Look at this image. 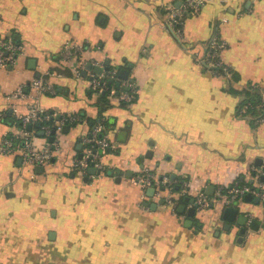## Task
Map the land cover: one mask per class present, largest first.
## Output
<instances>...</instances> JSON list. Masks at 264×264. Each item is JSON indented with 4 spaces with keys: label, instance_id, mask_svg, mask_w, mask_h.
Segmentation results:
<instances>
[{
    "label": "crops",
    "instance_id": "1",
    "mask_svg": "<svg viewBox=\"0 0 264 264\" xmlns=\"http://www.w3.org/2000/svg\"><path fill=\"white\" fill-rule=\"evenodd\" d=\"M178 1L0 0V37L23 45L13 67L0 66V137L33 103L89 118L64 130L43 171L0 153V264H264L260 200L236 203L259 222L254 229L247 221L245 232L237 220L226 227L220 204L194 216L191 202L178 211L187 187L213 198L220 183L255 182L253 167H264V121L237 112L238 89L264 87V0H207L186 16L182 37L167 26ZM215 33L227 43L222 58L232 76L199 61ZM69 41L85 48L64 62ZM102 65L127 68L121 90L134 83L138 93L127 103L107 96L105 169L86 174L71 161L100 114L91 73ZM52 70L55 94L30 86ZM144 167L172 184L142 198L133 178Z\"/></svg>",
    "mask_w": 264,
    "mask_h": 264
},
{
    "label": "built area",
    "instance_id": "2",
    "mask_svg": "<svg viewBox=\"0 0 264 264\" xmlns=\"http://www.w3.org/2000/svg\"><path fill=\"white\" fill-rule=\"evenodd\" d=\"M207 0H182L179 6L172 4L169 8V23L167 26L172 29L179 37L183 36V26L185 18L188 14L198 12ZM227 46L226 41L215 33L208 41L205 51L199 57L201 63L212 67L217 73L219 69L225 71L227 76L231 75L232 66L225 62L222 58V50ZM85 48L84 43L69 41L64 44L62 50V61L67 62L73 58H77L80 52ZM23 50V45L12 38L0 37V66L13 67L18 60L20 53ZM86 61H82V66ZM100 72L91 73V88L96 94L101 91L108 90L109 95L118 94L122 100L132 101L138 93L137 86L134 83H126V88L121 90L120 75L117 68L106 69L102 65ZM56 71H49L47 75H38L30 81V86L38 93L55 94L57 87L48 75L56 74ZM119 83V85H118ZM112 84V85H111ZM262 92V102L258 105L262 109L260 115H255L251 112V104L244 103L238 108V114L248 116L254 123L264 121V87L259 83ZM21 92V88L16 90V93ZM21 123H17L15 129L9 131L0 137V153L10 155H20L25 163L31 167H49L52 164L54 152L61 148L60 136L64 132L65 125H72L76 122L84 121L81 110H72L67 113L58 114L54 111L43 109L37 103L30 105L28 111L21 115ZM105 116L99 118L95 125L91 127L90 132L82 139L84 148L80 157L74 156L71 161V168L83 173H90L89 168L95 167L98 172L105 169L102 161L101 151H105L111 145L110 140L104 132L106 125L104 123ZM40 121L41 126L38 127L44 131V136L47 141L44 146L38 147L35 143L34 136L36 123ZM33 125L32 129H28L29 124ZM53 136L51 140L50 137ZM255 174V182H233L230 184L220 183L217 187L215 196H209L205 191H198L195 196L197 210H203L213 204H220L222 207L235 204L240 198L245 197L250 193L253 197H258L264 204V167L255 166L252 169ZM142 189V198H147V190L150 187H155L154 194L160 195L163 191L162 185L169 188L168 176L162 178L157 177L156 173L149 167H144L136 173L133 178ZM173 186L170 187V189ZM173 189V188H172ZM170 196V195H169ZM142 205V203H141ZM249 223L253 216L247 213Z\"/></svg>",
    "mask_w": 264,
    "mask_h": 264
},
{
    "label": "water",
    "instance_id": "3",
    "mask_svg": "<svg viewBox=\"0 0 264 264\" xmlns=\"http://www.w3.org/2000/svg\"><path fill=\"white\" fill-rule=\"evenodd\" d=\"M181 2H182V0H179L176 3V5L179 6L181 4ZM91 67H92V63L89 62L88 65H87V69L88 68H91ZM109 67H110L109 65L106 66V68H109ZM95 68H96V70L98 72H100L103 67L96 66ZM84 72H86V71H84ZM119 73H120V75L123 78H127L128 77V74H129V71H128L127 68H122V69H120V72ZM118 85H119V83H118ZM36 125L37 126H40L41 125V122L38 121L36 123ZM32 128H33V125L30 123L28 125V129H32ZM69 128H70V125H65L64 130L65 131H68ZM37 133L38 134H41V135H44V131L43 130H39ZM50 139L52 140L53 139V136H51ZM80 146H81V143H80ZM81 155H82V153L80 154V156ZM43 169H44L43 166H41V165L38 166V170L43 171ZM89 171H90V173H95L97 170L95 169V167L91 166L89 168ZM172 177H173V175H172ZM166 187H167L166 185H162V188H161L162 191L166 190ZM176 188L179 190L181 188V183L180 184H177L176 185ZM154 192H155V187L152 186V187L148 188V194L149 195L152 196L154 194ZM179 199H180V201H179V205H178V211L184 212L185 209L187 208V203L188 202H191L193 204H192L191 207H189L188 213H189L190 216H194L195 213H196V210H197V203H194L195 202V196L190 193V187H187L186 188V191L183 194H181V196H180ZM245 199L248 200V201H252V199H255L256 202H259V198L258 197H253L252 194H250V193H248V194L245 195ZM153 204H154V207H157V204L158 203L157 202H154ZM212 205H213V203H212ZM223 218L228 221L226 227L229 228L231 226V224L229 222H233V221L237 220L238 223L242 225V227L240 229L241 232H245L246 231V229H247L248 216L245 215V213H243V212L239 213V207H238L237 204H231V205L225 206L224 211H223ZM188 222L191 223L192 220L191 219H188ZM250 226L252 228H254V229H257L259 227V222L256 219H254V220L251 221V225Z\"/></svg>",
    "mask_w": 264,
    "mask_h": 264
},
{
    "label": "trees",
    "instance_id": "4",
    "mask_svg": "<svg viewBox=\"0 0 264 264\" xmlns=\"http://www.w3.org/2000/svg\"><path fill=\"white\" fill-rule=\"evenodd\" d=\"M111 68H113V67H111ZM106 69H108V68H106ZM234 70L235 69L232 67L230 76H232L234 74ZM218 72L219 73H224V74L226 73L225 71H222V69H219ZM256 84H258V83H250L246 88H242V89H238L237 90L239 93H241L243 95V99L241 100L240 104L238 105V108L241 105H243L244 103H250L252 105L251 106V112L253 114H255V115H260L262 113V109L258 105L262 102V92H261L260 86H258ZM108 95H109V91L108 90H104V91H101L100 94L97 96L98 98H97L96 102H97V105L100 108V110H99L100 114H99L98 119L91 120V127H93L95 125V122H97L99 120V118L105 116L104 110H105V106H107L106 103H107V96ZM136 96H137V94H136ZM136 96H135V98H136ZM123 102L127 103L128 101L123 100ZM129 102H131V101H129ZM82 115L84 117V120L85 119L89 120V118L86 117V115L83 112H82ZM251 121L254 123L253 119ZM81 122H83V121H81ZM18 123L19 124L21 123V119H18ZM78 123H80V122H76V123H74L72 125H76ZM104 123H105V125H107L105 119H104ZM254 124H256V123H254ZM40 126L36 125L37 128L40 127ZM37 130L39 131L41 129L38 128ZM105 131H106V128H105L104 132H102L103 135L105 134ZM161 188H162V186H161Z\"/></svg>",
    "mask_w": 264,
    "mask_h": 264
},
{
    "label": "rangeland",
    "instance_id": "5",
    "mask_svg": "<svg viewBox=\"0 0 264 264\" xmlns=\"http://www.w3.org/2000/svg\"><path fill=\"white\" fill-rule=\"evenodd\" d=\"M37 138V136H34V140ZM241 199L239 198L237 201H236V203L238 204V205H240L241 206V201H240ZM235 203V204H236ZM263 203V202H262ZM241 208H243V206L241 207ZM252 210H254L253 208H252ZM255 211V210H254Z\"/></svg>",
    "mask_w": 264,
    "mask_h": 264
}]
</instances>
